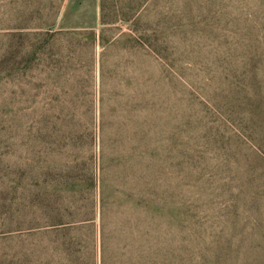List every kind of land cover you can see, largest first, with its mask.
Segmentation results:
<instances>
[{
    "label": "rangeland",
    "instance_id": "374dc122",
    "mask_svg": "<svg viewBox=\"0 0 264 264\" xmlns=\"http://www.w3.org/2000/svg\"><path fill=\"white\" fill-rule=\"evenodd\" d=\"M0 264H264V0H0Z\"/></svg>",
    "mask_w": 264,
    "mask_h": 264
}]
</instances>
